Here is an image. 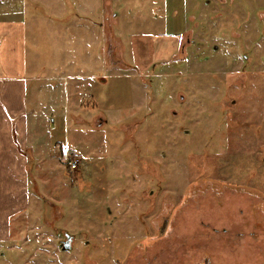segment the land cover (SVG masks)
<instances>
[{
    "label": "rangeland",
    "instance_id": "obj_1",
    "mask_svg": "<svg viewBox=\"0 0 264 264\" xmlns=\"http://www.w3.org/2000/svg\"><path fill=\"white\" fill-rule=\"evenodd\" d=\"M106 1L0 3L38 19L27 37L36 77L70 62L98 76L79 94L72 80L53 88L42 79L36 86L48 87L29 95L53 114V158L29 162L28 208L0 214V264H264V101L248 108L242 78L243 92L233 84L228 94L221 57L208 51L245 16L263 23L264 8ZM59 2L67 22L87 19L106 36L72 25L50 33L45 19L61 16Z\"/></svg>",
    "mask_w": 264,
    "mask_h": 264
},
{
    "label": "crops",
    "instance_id": "obj_2",
    "mask_svg": "<svg viewBox=\"0 0 264 264\" xmlns=\"http://www.w3.org/2000/svg\"><path fill=\"white\" fill-rule=\"evenodd\" d=\"M7 1L9 0H0V3ZM109 4L110 1L107 0L105 6L108 9ZM84 5L83 8L86 9L87 5ZM59 6L56 7L60 8L58 13L62 17L45 19L44 24L47 23L50 33L58 30L60 34L63 27L67 30L72 25L71 28L76 34L97 31L99 36L101 32L106 36L107 29L103 28V31H100L98 23L87 22V19L77 18L73 22H67L64 15V3L59 2ZM0 7V209L4 208L0 214L9 216L17 210H26L29 206L28 186L32 176L28 168L29 162L32 161L35 167L37 163L53 158L51 139L52 124L55 126V122L51 120L53 114L39 111L37 104L41 105L40 102L43 101H31L29 97L30 95L35 98V95L48 85L36 86V82L42 79H44L42 81L50 80L49 86L56 88L60 86L61 80H72L73 90L75 89L79 94L84 80L91 79L95 84L98 76H90L88 75L90 72L84 66L76 68L75 64L70 62L65 65V68L47 66L48 71L57 74L52 78L48 75L45 78L36 77L39 68H35L34 63L28 62V56H31V59L37 57L32 50L35 47L29 41L34 37L36 24H39L37 17L33 15L20 18V12L4 11L3 5ZM102 12L104 16L102 25L107 28L110 22L106 16H110L104 7ZM60 53H62L61 49ZM69 73L73 75L68 76ZM40 97L46 101L43 98L45 96ZM10 205L15 211L10 208ZM2 230H5L3 225L0 228V231Z\"/></svg>",
    "mask_w": 264,
    "mask_h": 264
},
{
    "label": "flooded vegetation",
    "instance_id": "obj_3",
    "mask_svg": "<svg viewBox=\"0 0 264 264\" xmlns=\"http://www.w3.org/2000/svg\"><path fill=\"white\" fill-rule=\"evenodd\" d=\"M241 2L243 3V13L252 12L254 8L259 12L264 8V0H245ZM247 7L248 9H246ZM237 26L238 31L233 33L232 37L226 38L223 36L220 43H214V45L208 47V51L210 54H218L221 57L220 64L224 69L222 78L225 86H227L225 89L228 90V94L233 91V88L229 87L233 84L237 90L241 91L240 93L243 92L240 89L243 87L238 82L242 78V84L246 83L248 92L247 95H244L248 99V108L253 109L254 100H257V102L264 101V22L262 23L258 17L256 20L254 16H245ZM208 62L211 67L214 60L209 58ZM260 73H263V77L259 80ZM259 88L262 89V95H260ZM237 96L239 99L232 98L230 100L232 107L239 104L238 101L244 97ZM262 113L264 114V111ZM67 239L68 237H66V241ZM66 241H63L62 245H65Z\"/></svg>",
    "mask_w": 264,
    "mask_h": 264
},
{
    "label": "water",
    "instance_id": "obj_4",
    "mask_svg": "<svg viewBox=\"0 0 264 264\" xmlns=\"http://www.w3.org/2000/svg\"><path fill=\"white\" fill-rule=\"evenodd\" d=\"M70 240H71V238L68 237L67 241L65 242V245L62 246L63 247V250L70 249V247H71Z\"/></svg>",
    "mask_w": 264,
    "mask_h": 264
},
{
    "label": "built area",
    "instance_id": "obj_5",
    "mask_svg": "<svg viewBox=\"0 0 264 264\" xmlns=\"http://www.w3.org/2000/svg\"><path fill=\"white\" fill-rule=\"evenodd\" d=\"M69 164H70L71 168H73V169L77 168V162L76 161L75 162L71 161Z\"/></svg>",
    "mask_w": 264,
    "mask_h": 264
}]
</instances>
